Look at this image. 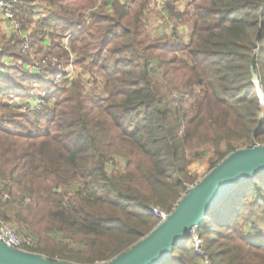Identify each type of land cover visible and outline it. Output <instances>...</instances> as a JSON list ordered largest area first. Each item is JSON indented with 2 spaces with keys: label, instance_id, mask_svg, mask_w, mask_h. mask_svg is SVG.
Returning <instances> with one entry per match:
<instances>
[{
  "label": "trees",
  "instance_id": "trees-1",
  "mask_svg": "<svg viewBox=\"0 0 264 264\" xmlns=\"http://www.w3.org/2000/svg\"><path fill=\"white\" fill-rule=\"evenodd\" d=\"M98 1H19L26 28L38 15L37 3L47 6L32 36L38 54H45L50 37L46 52L60 48L69 64L63 37L71 32L74 64L96 70L104 94L89 96L80 79L57 86L53 110L41 113L47 126L35 132L0 118V198H12L0 213L31 239L38 224L32 215L39 213L56 240L78 239L94 257L109 261L155 229L154 209L173 211L192 182L194 159L214 149L212 171L238 149L264 141V110L252 74L254 67L264 92V0H190V10L175 14L190 24L189 41L153 38L144 21L148 1L132 12L119 0L111 12L105 6L91 12ZM21 43L19 36L6 41L0 94L28 99L37 81L23 69L30 58L16 54ZM13 110L3 106L1 112ZM112 161L123 171H113ZM261 221L264 175L240 184L210 213L199 230L204 255L190 236L162 264H264ZM249 225L257 240L246 236ZM225 240L240 245L208 252ZM23 250L43 255L28 245ZM44 256L64 260L56 252Z\"/></svg>",
  "mask_w": 264,
  "mask_h": 264
},
{
  "label": "rangeland",
  "instance_id": "rangeland-1",
  "mask_svg": "<svg viewBox=\"0 0 264 264\" xmlns=\"http://www.w3.org/2000/svg\"><path fill=\"white\" fill-rule=\"evenodd\" d=\"M18 1V0H17ZM110 2L113 3V1L115 0H109ZM120 3L121 1L123 3H126V0H119ZM142 1H148V6L144 11V21L146 23V29L148 30V33L153 37V38H172V37H179L182 38L183 40L189 41L190 40V36H191V26L190 24H188L187 22H185L184 18H182V16L176 17L175 18V14H181L183 15V13H186L188 10H190V0H170L169 4L167 3L164 7H159L158 3L156 2V0H133V2L129 5V11L132 12L134 10V8L136 6H138L139 4L142 3ZM19 2V1H18ZM122 4V3H121ZM105 6L106 11L107 12H111L113 11V7L112 4H108L107 0H99L98 4L96 7L93 8V10L91 12H97L100 11L101 8ZM38 15H36L34 18V23L31 24V26L29 27H25L24 25V21L21 18V15L19 14V8L17 9L16 12V16L18 18V22L22 27V32L24 33V35L28 34L29 37V41L31 43L30 46V50L25 53L22 51L21 49V44L20 46L18 45L17 49H16V54H21V55H25L27 57L30 58L31 63L24 65L23 64V69L26 72H29L30 68L35 64V63H39L43 58H45L46 56H54V57H58L60 62H61V71L66 70V69H71V65L70 63L67 64V60H65V57L63 56L64 54L60 51V48H56L54 53H50L48 54V52H46L48 50V48L51 47L52 42H51V38L47 37V39L44 42L43 48L45 51V54H38L37 52V48H34L32 46V36L35 34L36 28L39 24V18L40 16L46 15L47 12V6L45 4L42 3H37L36 6V11H35ZM4 23L9 24L8 21L5 20H0V58L2 57V54L5 50V44L7 40H12L13 37L15 36H19L21 38V32H14V30L12 28L5 30L4 29ZM10 25V24H9ZM177 33V34H176ZM71 38V32H67L65 34V37H63V47L64 44H67L70 41ZM22 39V38H21ZM62 40V38H61ZM14 43V42H13ZM70 44V42H69ZM178 56H182V53H178ZM168 57H170V55H168ZM9 62H8V66L13 67L16 62L14 60H12L11 58H9ZM22 63V61H20ZM1 61H0V65H1ZM1 68V67H0ZM50 69V68H49ZM54 70V69H53ZM51 70L49 73V75H47V71H44L42 74L41 72L38 73L36 76H34V78L36 79L37 83L36 86L34 88V91L32 93V95L30 96V98L28 99H19V98H15L16 96L12 93V94H0V118L1 121L6 120V122H10V121H15L16 124H20V128H18L17 126L14 127V129L20 130V131H25V132H35L38 129H44L47 124L45 121L44 116L42 115L43 112H50V111H44L41 109H36V104L34 105L35 111L32 113H26L25 108L29 107L32 108V103H34L35 99H37V97L39 96V94H42L43 91L47 90L46 88H44V84H51L52 88L55 91H57V86L60 87H64L67 84H69L72 81H76L77 79H80L83 81L84 86H85V92L91 96V97H101L104 94V83L103 80L101 79L99 73L96 70H91L89 67L87 66H80V65H75L74 67H72V71L74 72L75 76L71 79L68 78L69 81H58V74H55V70L53 71ZM0 72H3L0 69ZM1 74V73H0ZM47 76V77H45ZM46 80H44V79ZM259 81V80H258ZM57 85V86H55ZM259 88L262 91L263 94V98L261 99V105L262 108L264 110V92L261 89V86L259 84ZM258 90V89H257ZM258 96L260 98L259 92H258ZM54 102V106H55ZM190 103H188L186 105V108L189 107ZM3 106H9L11 108H13L15 112H1V109L3 108ZM26 106V107H25ZM54 108V107H53ZM53 110V109H52ZM51 110V111H52ZM27 114L30 118H25V119H20V115L18 114ZM42 113V114H41ZM22 125V127H21ZM11 128V127H10ZM13 128V127H12ZM256 144L258 145H264V141H255ZM253 145V144H252ZM250 147V146H249ZM247 147H243L240 149H245ZM238 149V150H240ZM202 153V151H201ZM214 149L212 150V152L207 153L206 155H201L200 159H194L191 163V166L189 167V174L191 176V184H188V188L194 186L195 184L199 183L201 180H203L210 172H211V166L213 161L215 160L214 158ZM122 159V158H121ZM121 162L118 163V165L122 164L123 160H121ZM110 166L111 169L115 172H119V171H123L122 167H117V163L115 162H110ZM2 185L3 182L2 180H0V193L2 191ZM4 196L7 197L6 201H3L2 198H0V206L2 207L1 212H3L6 208V206L12 202V198L11 195L6 193L4 194ZM157 209V208H156ZM175 209V208H174ZM173 209V210H174ZM161 210V209H160ZM162 212H166V214H168V216H170L172 214V212H168L165 210H161ZM0 216L1 213H0ZM32 217L35 219V222L38 223L35 226V238L32 237H26L25 233L23 231L20 232L21 237H23L24 239H27L31 242L30 247H32L33 249H35L36 251H39L40 253H43L42 256H44L45 254L49 253V252H56L58 254H60L63 257V261L65 262H70V263H75V264H102L108 261H102L100 260V258H96L94 257L86 248V245L83 243V241H80L78 239H66V238H61V237H57L58 239L56 240L55 237L53 236V234H51L48 230V221H42L43 219V215L37 213L35 215H32ZM159 224L156 226L158 227L159 225H161L164 221L161 220V218H159ZM11 225H13L16 229L19 228L20 229V225L16 224V223H9ZM259 226L263 225V228L261 229V235L264 237V221L258 222ZM155 227V228H156ZM248 227H250V231H246V236L248 238H253L254 240H257L258 237L256 235V232H258L255 227L249 225ZM238 229V227H237ZM32 232V231H31ZM30 233V232H29ZM192 237V241L194 244V247L196 248L195 245V240L201 239L203 242V245H205L204 243V237L200 236L199 232H194L190 235ZM230 236L232 237L233 240H235L237 238V231L234 230L232 231V233L230 234ZM142 240V239H141ZM233 240H228V241H223V243H219L217 246L214 247H210L208 249V252H215L217 250H219L223 244V246L225 248H229L232 245H240V243L234 241ZM41 255V254H40ZM45 257V256H44ZM110 261V260H109ZM219 262V261H218ZM228 262V261H226ZM209 264V263H207Z\"/></svg>",
  "mask_w": 264,
  "mask_h": 264
},
{
  "label": "water",
  "instance_id": "water-1",
  "mask_svg": "<svg viewBox=\"0 0 264 264\" xmlns=\"http://www.w3.org/2000/svg\"><path fill=\"white\" fill-rule=\"evenodd\" d=\"M260 99L258 77L252 67ZM255 139V138H254ZM264 175V145L255 142L240 149L216 166L203 180L190 187L172 214L129 250L102 264H162L174 250L199 232L206 219L243 182ZM0 264H75L52 261L26 250L11 248L0 241Z\"/></svg>",
  "mask_w": 264,
  "mask_h": 264
},
{
  "label": "built area",
  "instance_id": "built-area-1",
  "mask_svg": "<svg viewBox=\"0 0 264 264\" xmlns=\"http://www.w3.org/2000/svg\"><path fill=\"white\" fill-rule=\"evenodd\" d=\"M18 1L17 0L0 1V20L8 21L14 32H21V38H22L21 49L23 52L27 53L30 50L31 43L29 41L28 34L24 35V33L22 32V27L19 24L18 18L16 16L17 9L20 7V2ZM125 2L126 3H123L121 1L123 5L129 6L133 2V0H126ZM156 2L158 3L159 7L165 8V5L167 3L169 4L170 0H156ZM107 3L109 5L112 4V2H110L109 0H107ZM69 46H70L69 42L67 44H64V48L67 50V52H69V56H70V65H71L70 70L66 69L61 71V67H60L61 62L59 58L54 56H46L39 63H35L30 68L29 72L31 73V75L36 76L38 73L41 72L42 74L44 71H47V75H49L48 72L54 69L55 74H58L57 76L58 81H62V80L69 81L68 78L72 79L75 76L74 72L72 71V67H74V57L70 51ZM54 92H55L54 89H47L43 91V93L39 94L37 99H35L34 103H32V108H30V106L29 107L25 106L26 108L24 112L26 113L34 112L35 108L33 104H36L37 107L36 109L43 108L41 110L51 111L54 107V102H55V98L53 97ZM1 198L3 201H6L7 199L6 196H2ZM153 213L155 216L161 218L162 221H165L169 217L168 214H166V212H162L159 208L154 209ZM0 241L11 248H16L21 250H23L25 245L28 246L31 245V242L29 240L21 237L18 230L13 225L5 222L1 216H0ZM195 245L199 255L200 256L204 255L202 252V245H203L202 240L197 238L195 240Z\"/></svg>",
  "mask_w": 264,
  "mask_h": 264
},
{
  "label": "crops",
  "instance_id": "crops-1",
  "mask_svg": "<svg viewBox=\"0 0 264 264\" xmlns=\"http://www.w3.org/2000/svg\"><path fill=\"white\" fill-rule=\"evenodd\" d=\"M3 25H4L5 30L12 28L9 24L4 23ZM7 62H9V61H7Z\"/></svg>",
  "mask_w": 264,
  "mask_h": 264
},
{
  "label": "bare ground",
  "instance_id": "bare-ground-1",
  "mask_svg": "<svg viewBox=\"0 0 264 264\" xmlns=\"http://www.w3.org/2000/svg\"><path fill=\"white\" fill-rule=\"evenodd\" d=\"M192 233H194V232H192Z\"/></svg>",
  "mask_w": 264,
  "mask_h": 264
}]
</instances>
